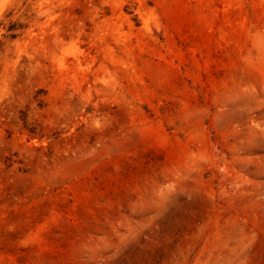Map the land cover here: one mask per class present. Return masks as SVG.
Instances as JSON below:
<instances>
[{
	"label": "rangeland",
	"instance_id": "obj_1",
	"mask_svg": "<svg viewBox=\"0 0 264 264\" xmlns=\"http://www.w3.org/2000/svg\"><path fill=\"white\" fill-rule=\"evenodd\" d=\"M0 264H264V0H0Z\"/></svg>",
	"mask_w": 264,
	"mask_h": 264
}]
</instances>
